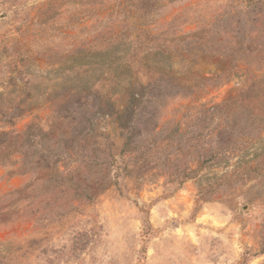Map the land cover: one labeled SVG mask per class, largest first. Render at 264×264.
I'll return each mask as SVG.
<instances>
[{"label":"rangeland","instance_id":"1","mask_svg":"<svg viewBox=\"0 0 264 264\" xmlns=\"http://www.w3.org/2000/svg\"><path fill=\"white\" fill-rule=\"evenodd\" d=\"M249 1L0 0V133L33 131L24 153L18 139L0 151V264H264V113L235 115L255 118L257 129L228 169L243 160L255 179L203 200L205 170L197 179L169 176L193 170V113L234 98L259 106L264 97V0ZM157 51L146 63L154 78L187 87L174 98L164 90L159 110L171 163L141 179L119 177L86 201L75 181L86 189L103 179L102 163L119 159L122 139L106 98L112 77L85 64L118 66L128 52L144 62ZM90 78L91 95H73ZM128 85L114 97L120 113ZM25 106L23 119L4 124ZM66 113H86L90 123L77 126ZM124 163L133 164L130 155Z\"/></svg>","mask_w":264,"mask_h":264},{"label":"trees","instance_id":"2","mask_svg":"<svg viewBox=\"0 0 264 264\" xmlns=\"http://www.w3.org/2000/svg\"><path fill=\"white\" fill-rule=\"evenodd\" d=\"M252 2L253 0L249 1L248 5L251 6ZM159 55L158 51L155 54H148L143 57L144 62H141L128 52L118 66L112 65L111 62L107 64L106 61L98 60L91 64H85V66L91 68L89 69L90 72H93V69L97 68L103 69L106 70L107 80L112 77V94H109L106 98L111 109V113L109 114L117 123L120 139H122V146L118 151L119 159L115 155L110 159H105L102 163L106 171L103 179L101 177L90 183V186L85 185L86 189H80L81 181H75L76 186L79 188L76 190L84 196L86 201H93L99 194L105 192L113 185H117L119 177L128 176L141 179L152 171L160 170L162 167L166 168L168 166L166 161L169 164L171 163V160L163 158L161 152L162 130L159 126V110L162 109L166 101L165 95L167 93L164 90H176L172 93V98H174L184 95L183 92L187 87H183L182 85L173 86L169 83V85L163 88V84L154 78V75L158 71L151 69L146 64L147 58L152 56L160 58ZM128 72L130 75H127V78H122V74H128ZM127 80L129 84V92L127 91L126 93L128 96L127 105L120 113L116 105L117 100L114 97L118 96L116 92H120L122 82ZM93 85L94 83L91 78L85 79L84 83L81 82L74 85L71 90L74 93L73 95H84L82 98H85L91 95L90 91ZM155 90L162 91L156 94ZM262 95L264 96V94ZM257 104L259 106H252L247 101L243 102L240 98H234L211 107H203L201 111L193 113V137L189 140H193V154L195 153L193 156V170L190 169L187 173L182 171L170 173V178L178 181L192 178L197 179L200 172L205 170L204 175L198 178L200 196L203 200L209 198V196L210 199H216L220 195L231 193L237 187L255 179L257 171L252 167H244L245 162L243 160H239L232 170L228 168L231 157L241 150V142L248 140L257 129L255 127L257 124L255 118L239 121L235 115L244 107L264 113V97H261ZM68 109L70 110V107ZM27 113H29V109L25 106L19 109L18 115L13 114L8 119L5 118L4 124L13 125L17 119H23ZM65 116V119H72L77 126L90 123V119L86 117V113L74 118H70L69 113H66ZM216 119L218 126L217 128H213L211 127V122ZM31 128L29 127L21 135L16 134V136L15 131L1 132L0 142H2L1 145L3 147L0 151L7 150L13 140L18 139L20 142L16 148V152L20 154L24 153V146L30 144L31 137L33 136ZM205 132H207L206 135H204ZM52 135L51 132L43 133V136L47 137H52ZM178 143L177 150H182L181 138ZM127 155H130V159L133 162L132 165L124 163V158ZM119 161H121V164ZM220 168L224 170L221 175L216 172ZM111 170H115L113 175ZM213 172L214 175L211 176L210 174ZM73 173H76V171ZM73 179L75 180V178ZM202 179H206L207 185H204L206 183ZM27 188H30V186Z\"/></svg>","mask_w":264,"mask_h":264}]
</instances>
